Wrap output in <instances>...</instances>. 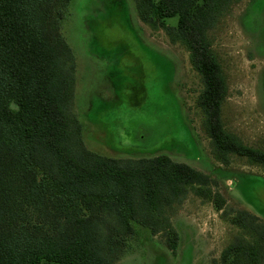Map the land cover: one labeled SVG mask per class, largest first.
Listing matches in <instances>:
<instances>
[{
	"label": "trees",
	"instance_id": "obj_1",
	"mask_svg": "<svg viewBox=\"0 0 264 264\" xmlns=\"http://www.w3.org/2000/svg\"><path fill=\"white\" fill-rule=\"evenodd\" d=\"M72 1L0 0V264H116L139 227L175 253L170 211L191 193L250 235L219 264H264V225L248 211H226L210 175L167 155L117 159L86 147L74 110L76 57L62 33ZM134 1L142 23L189 53L214 159L264 167V151L224 125L229 86L209 37L242 0Z\"/></svg>",
	"mask_w": 264,
	"mask_h": 264
},
{
	"label": "rangeland",
	"instance_id": "obj_2",
	"mask_svg": "<svg viewBox=\"0 0 264 264\" xmlns=\"http://www.w3.org/2000/svg\"><path fill=\"white\" fill-rule=\"evenodd\" d=\"M62 33L76 57L74 110L89 150L117 159L167 155L210 175L226 211H248L264 225V167L214 159L189 53L142 23L134 0H73ZM209 37L229 86L224 125L264 151V0L233 4ZM170 219L180 236L175 253L163 235L139 227L116 264H219L236 239L251 240L231 215L193 193Z\"/></svg>",
	"mask_w": 264,
	"mask_h": 264
}]
</instances>
